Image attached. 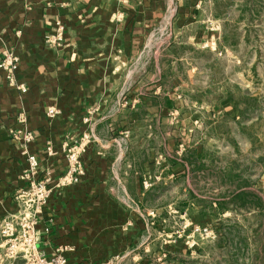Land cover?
Masks as SVG:
<instances>
[{
	"label": "crops",
	"instance_id": "0c3cea01",
	"mask_svg": "<svg viewBox=\"0 0 264 264\" xmlns=\"http://www.w3.org/2000/svg\"><path fill=\"white\" fill-rule=\"evenodd\" d=\"M228 10V0H0V65L13 60L0 68V226L21 216L29 182L48 178L34 223L45 257L138 263L149 242L136 209L172 168L171 110L219 90L209 58L229 48ZM84 136L79 182L60 187Z\"/></svg>",
	"mask_w": 264,
	"mask_h": 264
},
{
	"label": "rangeland",
	"instance_id": "374dc122",
	"mask_svg": "<svg viewBox=\"0 0 264 264\" xmlns=\"http://www.w3.org/2000/svg\"><path fill=\"white\" fill-rule=\"evenodd\" d=\"M228 3L219 90L171 110L172 168L136 209V264H264V0Z\"/></svg>",
	"mask_w": 264,
	"mask_h": 264
},
{
	"label": "built area",
	"instance_id": "2783aa9c",
	"mask_svg": "<svg viewBox=\"0 0 264 264\" xmlns=\"http://www.w3.org/2000/svg\"><path fill=\"white\" fill-rule=\"evenodd\" d=\"M60 30L61 27H58L57 31L60 32ZM55 42L57 43L56 40ZM7 67H13V60L10 57H6L5 62L0 65L1 69H6ZM54 114L53 109H50L47 113L49 117ZM88 139L89 136H84L78 145L67 150L66 158L72 166L67 174L59 180L58 185L60 187L79 182L77 175L80 176L82 174L78 163L79 154L83 150V144ZM23 140L26 143L31 142L32 135L26 133ZM28 160L31 168H36L34 157H30ZM75 174L77 175L75 176ZM48 184V178L29 182L28 188L20 195L22 203L21 216L4 220L1 223L0 234L3 239L1 259L11 262L21 260L24 264H68L67 260L60 255L51 258L45 257L37 247L39 239L34 231V223L36 216L47 203L50 194ZM147 187L149 185L145 186V188Z\"/></svg>",
	"mask_w": 264,
	"mask_h": 264
}]
</instances>
